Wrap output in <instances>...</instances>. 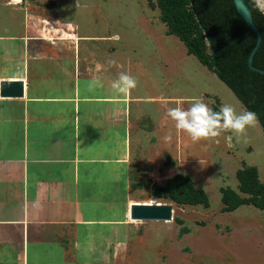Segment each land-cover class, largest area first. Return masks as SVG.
I'll return each instance as SVG.
<instances>
[{"label":"crops","instance_id":"0c3cea01","mask_svg":"<svg viewBox=\"0 0 264 264\" xmlns=\"http://www.w3.org/2000/svg\"><path fill=\"white\" fill-rule=\"evenodd\" d=\"M12 21L0 20V85L22 82L24 95H0V264H122L130 209L144 204L136 178L156 183L152 164L172 134L149 40ZM120 73L137 82L128 93L112 88Z\"/></svg>","mask_w":264,"mask_h":264},{"label":"rangeland","instance_id":"374dc122","mask_svg":"<svg viewBox=\"0 0 264 264\" xmlns=\"http://www.w3.org/2000/svg\"><path fill=\"white\" fill-rule=\"evenodd\" d=\"M6 12L15 23L27 17L42 24L88 25L94 31L102 25L118 27L124 40L140 44L149 40L142 49L149 55L145 64L150 87L169 96L171 108H188L199 100L211 110L219 111L225 104L237 114L246 110L224 83L188 53L184 42L169 33L158 0H0V20ZM171 133L164 158H154V181L165 187L176 175L186 176L207 195L209 207L159 198L154 193L156 183L136 178L133 198L144 204L171 205L173 221L130 220L122 264H264V209L247 203L227 211L222 200L224 190L243 200L251 197L241 190L237 176L244 165L257 171V180L264 186V132L259 123L240 135L228 131L193 141L171 120Z\"/></svg>","mask_w":264,"mask_h":264},{"label":"trees","instance_id":"16d2710c","mask_svg":"<svg viewBox=\"0 0 264 264\" xmlns=\"http://www.w3.org/2000/svg\"><path fill=\"white\" fill-rule=\"evenodd\" d=\"M252 11L253 21L262 34V44L254 56L253 66L264 69V13L256 0H245ZM161 20L169 33L178 36L187 51L224 83L246 110L256 114L264 132V75L252 72L248 57L256 36L237 13L232 0H158ZM212 111H218L216 109ZM241 190L251 195L239 198L230 190L223 191L227 211L243 204L264 209V186L257 180V171L247 165L237 174ZM159 198L171 199L180 205L209 207L207 195L196 189L183 175L168 180L165 187L154 186Z\"/></svg>","mask_w":264,"mask_h":264},{"label":"clouds","instance_id":"9594fccd","mask_svg":"<svg viewBox=\"0 0 264 264\" xmlns=\"http://www.w3.org/2000/svg\"><path fill=\"white\" fill-rule=\"evenodd\" d=\"M256 6L264 11V0H256ZM93 84L102 87L98 80ZM136 84L132 76L120 73L118 79L113 82L112 88L115 92L123 94L134 89ZM167 116L175 122L177 129L186 132L193 141L219 137L228 131L240 135L246 128L258 122L256 114L252 111L245 110L237 114L228 104L222 105L219 111H212L207 104L199 100L193 102L188 108L181 106L169 108ZM164 139L171 140V136H165ZM228 139L230 140L231 137Z\"/></svg>","mask_w":264,"mask_h":264},{"label":"water","instance_id":"95a60500","mask_svg":"<svg viewBox=\"0 0 264 264\" xmlns=\"http://www.w3.org/2000/svg\"><path fill=\"white\" fill-rule=\"evenodd\" d=\"M237 13L253 31L257 40L248 57V68L260 75H264V69L253 66V59L262 44V34L253 21L252 11L245 0H232ZM0 95L4 98H21L24 95L22 82H3L0 85ZM130 218L136 222H164L173 221V207L171 205L135 204L130 209Z\"/></svg>","mask_w":264,"mask_h":264},{"label":"built area","instance_id":"2783aa9c","mask_svg":"<svg viewBox=\"0 0 264 264\" xmlns=\"http://www.w3.org/2000/svg\"><path fill=\"white\" fill-rule=\"evenodd\" d=\"M150 204H154V203L150 202Z\"/></svg>","mask_w":264,"mask_h":264}]
</instances>
